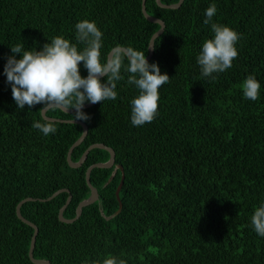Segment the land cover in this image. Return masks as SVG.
I'll return each instance as SVG.
<instances>
[{
	"label": "trees",
	"instance_id": "16d2710c",
	"mask_svg": "<svg viewBox=\"0 0 264 264\" xmlns=\"http://www.w3.org/2000/svg\"><path fill=\"white\" fill-rule=\"evenodd\" d=\"M212 4V23L241 36L232 67L214 73L215 80L202 77L196 62L203 42L214 35L203 23ZM141 8L142 0H0V264H34V230L16 215L25 198L36 199L20 209L38 228L33 257L50 264H103L112 257L125 264H264V237L251 226L264 202V0H184L177 9L145 1L148 15L165 24L148 61L170 78L159 89L157 116L140 127L131 124L130 102L138 90L122 68L117 99L82 109L90 117L81 121L87 135L71 154L77 163L89 146L104 144L115 152L114 165L90 173L98 201L73 223L58 219L69 195L63 217H75L90 196L86 170L110 155L93 149L81 167L68 166V151L83 132L66 122L77 121L75 113L48 110L47 117L61 120L51 122L57 130L48 136L31 127L46 121L43 105L17 108L3 74L10 48L23 44L40 51L57 36L77 44L75 25L88 20L103 33L101 63L117 45L146 58L160 26L146 20ZM78 67L86 77L83 63ZM249 75L260 84L256 101L244 98L240 88ZM122 177L121 210L106 219L119 208ZM58 190L67 191L39 201Z\"/></svg>",
	"mask_w": 264,
	"mask_h": 264
},
{
	"label": "clouds",
	"instance_id": "9594fccd",
	"mask_svg": "<svg viewBox=\"0 0 264 264\" xmlns=\"http://www.w3.org/2000/svg\"><path fill=\"white\" fill-rule=\"evenodd\" d=\"M216 12L215 4L205 10L203 23L210 24L214 35L203 42L196 57L201 76L211 80L216 79L214 73H222L232 67L238 56L235 45L241 39L240 34L231 28L212 23ZM102 36L95 22L83 20L75 25V39L77 44L83 45L82 49L61 36L45 43L40 51L25 50L23 44L10 48L12 55L7 58L3 74L11 86L17 108L23 109L25 105L32 108L39 104L43 105L41 111L67 112L74 109L73 120L86 121L90 118L82 111L86 102L97 104L117 99L116 82L123 79L121 69L124 68L128 73L127 83L138 90V95L130 102L131 124L140 127L151 123L157 116L159 89L170 82L169 76L161 74L157 64H149L145 52L131 47L115 46L106 61L101 63ZM148 47L156 48L154 43ZM16 54L20 55L19 59ZM81 62L87 70L84 78L78 67ZM101 77H106L105 83L101 82ZM240 88L244 98L251 101L259 99L260 84L254 76H247ZM31 127L44 136L57 130L53 123L46 121L34 122ZM251 226L258 236L264 237V202L254 210ZM103 264H125V261L112 257L105 259Z\"/></svg>",
	"mask_w": 264,
	"mask_h": 264
},
{
	"label": "water",
	"instance_id": "95a60500",
	"mask_svg": "<svg viewBox=\"0 0 264 264\" xmlns=\"http://www.w3.org/2000/svg\"><path fill=\"white\" fill-rule=\"evenodd\" d=\"M145 1L146 0H142V8L141 9H142L143 16L145 17L146 20H148L150 22H153L155 24H158L160 26V29L151 37V39L149 41V44L150 45H148V46H151V44L154 43L155 39L158 38L163 33L164 28H165V24H164V22L162 20L148 15V13L146 11V8H145ZM183 1L184 0H179L176 4H171V5L162 4L160 0H156V3H157V5L159 7L164 8V9H177V8H179L181 6V4L183 3ZM153 52H154V50L151 47H148V56L146 57V60L147 61L150 60L151 56L153 55ZM92 105L93 104H91V103H87V104L84 105L83 109L89 108ZM47 111L48 110L41 111V115H42V117H43L44 120H46L48 122H60L61 121L59 119L47 117L46 116V112ZM62 112H64V111H62ZM64 113L72 114V113H75V110L74 109H69L67 112H64ZM66 122L77 123V124L81 125V127L83 128V132H82L81 137L72 145V147L68 151V154H67V157H66V161H67V164H68L69 167H71L73 169L74 168L81 167L82 164L85 162V160H86L89 152L91 150H93V149H102V150H105L110 155V158H109V160L106 163H97V164L91 165L86 170L85 180H86V185L88 186V188L90 190V196L87 199H85V200H83L82 202L79 203V205L77 206L76 211H75V217L73 219H65L63 217L64 210L66 209V207L69 205V203L71 201V196L70 195L68 196L65 204L59 210L58 219L61 222H63V223L70 224V223H73L74 221H76L80 217L81 211H82V209L84 207L89 206V205L93 204L94 202L98 201V199H99L98 192H97L96 188H94L91 185V182H90V173H91V171L94 168L109 169V168L113 167L114 161H115V152H114L113 149L105 146L104 144H93V145H91V146L88 147V149L83 153L82 157L80 158V160L77 163L73 162L71 160V154H72L74 148L77 147V146H79L80 143L83 141V139L86 137V135H87V126L83 122H81V121H66ZM118 168L120 170H122V167L121 166H118ZM116 169L117 168L114 169V172L116 171ZM114 172L112 173V176L108 180V183L111 181L112 177L114 176ZM122 184H123V177H122V179L120 181V184H119V186L117 187V190H116V199L119 202V208H118V210L112 216L107 217L106 219H110V218L116 216L120 212V210H121L122 204H121V201H120V198H119V193H120V189L122 187ZM63 191H67V190H58V191L54 192L48 198H46V199H39V201L40 202H48V201H51L53 198H55L59 193H61ZM30 201H36V199H33V198H25L20 203H18V205L16 207V215H17L18 219L21 220L24 224L30 226L34 230V233L32 235V239H31L30 248H29V258L32 261V263H34V264H50L48 261L37 260V259H34V257H33L36 236L38 234V228L33 223H31L28 220H26L25 218H23L22 215H21V213H20L21 206L24 203L30 202Z\"/></svg>",
	"mask_w": 264,
	"mask_h": 264
}]
</instances>
